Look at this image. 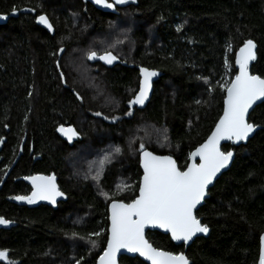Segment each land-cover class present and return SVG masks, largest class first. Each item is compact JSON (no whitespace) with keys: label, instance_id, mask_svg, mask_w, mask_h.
<instances>
[{"label":"trees","instance_id":"obj_1","mask_svg":"<svg viewBox=\"0 0 264 264\" xmlns=\"http://www.w3.org/2000/svg\"><path fill=\"white\" fill-rule=\"evenodd\" d=\"M14 7L35 11L0 25V217L11 221L0 227V249L8 251L11 264H75L81 257V264H95L106 244L111 199L128 203L137 195L139 144L172 155L185 168L188 153L222 113L224 93L216 85L233 78L234 54L246 39L257 44L251 71L264 76V0H130L106 13L87 0H0V14ZM39 14L48 16L53 35L36 24ZM105 50L125 66L87 62L89 51ZM137 66L161 76L147 106H133L132 115H125L138 89ZM203 77L214 88L211 94ZM250 120L264 126V102ZM60 125L79 133L72 145L57 136ZM116 146L121 152L98 182L85 179L90 164L94 169L93 162ZM229 149L235 153L231 167L197 211L209 225L208 237L184 248L147 232L153 247L183 252L190 264L257 263L264 233V131L245 145L222 146ZM37 174H54L66 194L56 209L13 202L30 190L24 177ZM94 232L100 235L89 237ZM119 264L145 263L122 256Z\"/></svg>","mask_w":264,"mask_h":264},{"label":"snow or ice","instance_id":"obj_2","mask_svg":"<svg viewBox=\"0 0 264 264\" xmlns=\"http://www.w3.org/2000/svg\"><path fill=\"white\" fill-rule=\"evenodd\" d=\"M94 4L106 9H115L117 5H124L129 0H92ZM135 3L136 0H131ZM27 12H34V8L24 9ZM16 8H13V14ZM4 14H0V20L6 19ZM39 25H43L48 32L54 31V26L46 14H39L35 17ZM162 19V18H161ZM177 31L181 26H177ZM122 43L117 40L116 44ZM115 47V44L110 45ZM231 50V46H228ZM257 44L249 38L243 42V46L235 54L234 78L217 82V87L224 93L223 110L219 116L211 134L199 144L193 151L188 153V163L181 169L172 155H156L145 148L144 143L139 144L140 166L143 174L138 184V195L130 202L111 199L109 204V221L107 245L99 256L97 264H117V255L123 249L129 253H138L150 264H189L183 252L173 253L157 247H153L146 239L145 232L148 228L163 229L170 234V239L175 242H182L188 245L197 234L207 235L210 231L209 225L203 223L197 216L198 205H202L205 197L209 193V186L213 184L217 174L225 169L234 157V151L222 150V141H229L233 145L247 142L257 131H264V126L257 125L250 120V109L257 101L264 102V76L253 74L250 66L257 60ZM63 51V49H60ZM98 58L106 64H112L118 57L110 50H105L99 55L96 51H89L88 60ZM59 66V65H58ZM225 70L228 73L233 71L227 56L224 61ZM139 91L128 101L129 111L125 115H132L133 105L143 106L149 99V91L152 87V78L158 73L148 68L141 67ZM64 76L61 73V80ZM204 83L209 85L208 92L214 91L210 80L203 77ZM31 95V93H29ZM77 99L83 98L77 94ZM199 104L200 101H197ZM100 116V112L95 113ZM27 120V117H25ZM104 119H109L105 116ZM117 119L116 117L112 118ZM57 131L64 135L69 142L79 133L73 127L65 128L63 125ZM166 129L163 139L167 140ZM121 152V148L116 146L112 152L105 153L97 161H94L95 168L90 164L89 170L84 178L89 176L93 181L98 182L102 175L106 163H111L114 156ZM94 173V174H93ZM24 179L31 184L30 195H17L12 199L34 204L37 201H47L56 206L58 197H65L66 194L59 188L56 176L31 175ZM118 187H120L118 185ZM124 187H127L125 185ZM101 195L108 197L109 194L101 190ZM80 221H75L79 223ZM11 221L0 217V225H8ZM103 231V229L101 230ZM100 232L89 233L91 236H99ZM76 237V233H73ZM85 240V237H79ZM86 243L96 247V241L87 239ZM83 257L75 261L81 264ZM0 262L11 264L8 251L0 249ZM258 264H264V234L260 236V250Z\"/></svg>","mask_w":264,"mask_h":264},{"label":"water","instance_id":"obj_3","mask_svg":"<svg viewBox=\"0 0 264 264\" xmlns=\"http://www.w3.org/2000/svg\"><path fill=\"white\" fill-rule=\"evenodd\" d=\"M87 1H88V2H89V3H90V4H91L96 10H98V11H100V12H104V13H106V12H110V11L114 10V9H106V8L100 6V5L94 4V3L92 2V0H87ZM24 9H28V8L20 9L19 11H16L15 14H13V11H12V12L9 13L8 15H5L7 18H6V19H3V20H0V25H5L10 17H17L18 14H34V12H27V11H24ZM36 24H37L39 27H41V28H43V29H45V30L47 31V29L44 28L43 25H39L37 22H36ZM47 32H48V31H47ZM48 33H50L51 35H53V32H48ZM242 46H243V45H242ZM242 46H240V47H242ZM240 47H239V48H240ZM239 48L237 49L236 52L239 51ZM236 52H235V54H236ZM235 54H234V61H233V63H234V68H235V70L237 71L238 69H237L236 66H235ZM100 55H101V54H100ZM98 56H99V55H98ZM87 61H88L89 64H96V63H99L100 65H102V66L105 67V68H113L114 66L119 65V64L122 65V66H125V63L121 62L119 59L113 61L112 64H106L104 61L99 60L98 58H94L93 60H88V59H87ZM252 64H253V62H252ZM251 67H252V66H250V68H251ZM140 68H141L140 66H137V67H136V69H137V71H138V78H139V81H140V78H141V77H140V72H139V69H140ZM144 68H145V67H144ZM149 70H152V69H149ZM153 71H155V70H153ZM156 72L158 73V75L152 78V87H151V89H150V91H149V99L145 102V104H144L143 106L133 105L135 109H137V110H142V109H144V108L147 106V104L150 102V99H151L152 94H153L154 84L159 80V78H160V76H161V74H160L158 71H156ZM233 78H234V76H233ZM138 91H139V82H138V89H137V92H138ZM261 103H262V101H257L256 104L253 105V109H250V110H249L250 113L254 110V108H255L256 106L260 105ZM222 110H223V106H222ZM221 114H222V113H221ZM216 122H217V121H216ZM215 124H216V123H215ZM60 126H61V125H60ZM58 127H59V126H58ZM58 127H57V128H58ZM64 127L67 128V127H72V126H64ZM214 127H215V125L213 126V128H214ZM57 128H56V134H57V136H58L61 140H63L65 143H67L68 145H72V144L77 140V138L79 137V136L73 137L72 141L69 142V141L67 140V138H66L64 135H62L60 132L57 131ZM73 128H74V127H73ZM213 128H212V130H213ZM212 130H211V132H212ZM259 130H260V129L258 128L257 131H256V132H255L250 138H249V140H250V139H251V138H252V137H253V136H254ZM211 132H210V134H211ZM210 134H209V135H210ZM209 135H208V136H209ZM208 136H207V137H208ZM206 139H207V138H206ZM249 140H248V141H249ZM248 141H247V142H248ZM203 142H204V141H203ZM203 142H202V143H203ZM247 142H241V144H239V145H233V144H232L231 142H229V141H222L221 143H222V146L225 145V144H229V143H230V144H232V145L235 146V147H239L240 145H245V144H247ZM198 146H199V145H198ZM148 151H149V150H148ZM156 155H157V154H156ZM139 157H140V153H139ZM234 157H235V153H234ZM234 157H233L232 161L229 163V165H228L225 169H222L221 172L217 174V177L214 179L213 184L209 186V189L213 187V185L215 184V182L219 179V177H220L222 174H224L225 172H227V171L229 170V168L231 167V165H232V163H233V161H234ZM139 168H140L141 176H142V174H143V170H142V168H141V166H140V158H139ZM140 178H141V177H140ZM23 181H24V183L30 188V192H29V194H28V195H30L31 190H32V188H31V184H30V182H29L28 180H26V179H23ZM56 182H57V178H56ZM137 195H138V191H137ZM207 198H208V195L205 197V200H206ZM12 200H13V202H14L16 205H18V206H23V207H27V208H35V207L40 206V205H46V206H48V207H50V208H52V209H56L57 206H58V204H59L60 202L65 201L66 198H65V197H58V198H57L58 202H57V205H56V206H53V205L49 204L47 201H37V202L34 203V204H28V203H26V202H24V201H17V200H14V199H12ZM205 200L202 202V205L204 204ZM109 204H110V203H109ZM202 205H198V210H199V208L202 207ZM107 212H108V228H109V225H110V221H109V205H108V207H107ZM0 227L3 228V229H5V228H7V225H0ZM108 228H107V230H108ZM147 232H158V233H160V234H162V235H166V236H168L169 239H170V234L166 233L163 229H159V228H148V229H146L145 236H146ZM262 234H264V233H262ZM208 235H209V233H208L207 235H204V234H197V237H194V238H193V241H194L196 238H200V237H202V238H206V237H208ZM107 236H108V231H107ZM146 239H147V238H146ZM170 241H171L174 245H176V246H178V245H183L184 248H187L188 246H190V245L193 243V241H191V242H189L188 245H184L182 242H175V241H172L171 239H170ZM106 245H107V239H106L105 247H106ZM105 247H104V248H105ZM259 250H260V238H259ZM101 254H102V253H101ZM101 254H100V255H101ZM122 256L129 257V258H138L139 260H141V261L144 262L145 264H150V261L145 260V258L139 256L138 253H129V252H126V251L123 250V249H122V250L120 251V253H118V255H117V264H119V258L122 257ZM98 258H99V257H98ZM98 258H97L95 264H97ZM186 258H187V257H186ZM258 258H259V253H258ZM189 264H190V261H189ZM256 264H258V259H257V263H256Z\"/></svg>","mask_w":264,"mask_h":264},{"label":"flooded vegetation","instance_id":"obj_4","mask_svg":"<svg viewBox=\"0 0 264 264\" xmlns=\"http://www.w3.org/2000/svg\"><path fill=\"white\" fill-rule=\"evenodd\" d=\"M29 192H30V190H29ZM29 192H28V194H29ZM28 194H27V195H28Z\"/></svg>","mask_w":264,"mask_h":264},{"label":"bare ground","instance_id":"obj_5","mask_svg":"<svg viewBox=\"0 0 264 264\" xmlns=\"http://www.w3.org/2000/svg\"><path fill=\"white\" fill-rule=\"evenodd\" d=\"M88 62V61H87ZM139 82V81H138ZM137 92V91H136Z\"/></svg>","mask_w":264,"mask_h":264},{"label":"rangeland","instance_id":"obj_6","mask_svg":"<svg viewBox=\"0 0 264 264\" xmlns=\"http://www.w3.org/2000/svg\"><path fill=\"white\" fill-rule=\"evenodd\" d=\"M130 1V0H129Z\"/></svg>","mask_w":264,"mask_h":264}]
</instances>
